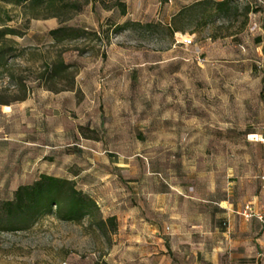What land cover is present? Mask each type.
Masks as SVG:
<instances>
[{
  "label": "rangeland",
  "instance_id": "1",
  "mask_svg": "<svg viewBox=\"0 0 264 264\" xmlns=\"http://www.w3.org/2000/svg\"><path fill=\"white\" fill-rule=\"evenodd\" d=\"M52 1L0 0V30L17 34L0 39L9 50L1 55L0 111L33 100L25 122L11 118L10 141L0 143V202L45 174L74 181L96 199L102 219L115 222L101 231L89 220L46 216L30 229L0 232V264H212L194 260L191 247L183 257L185 244L171 251L168 231L134 238L132 219L156 221V213L145 218L143 193L126 192L129 176L113 179L112 157L135 154L131 175L174 194L170 181L186 173L181 143L193 142L187 154L207 159L218 180L264 171V144L248 138L264 128V80L255 64L264 58V0H231L227 12L214 10L223 0L188 7L175 26L195 34L189 46L162 24L166 0ZM59 26L85 32L54 41L48 33ZM57 61L69 68L51 79L46 66Z\"/></svg>",
  "mask_w": 264,
  "mask_h": 264
},
{
  "label": "crops",
  "instance_id": "2",
  "mask_svg": "<svg viewBox=\"0 0 264 264\" xmlns=\"http://www.w3.org/2000/svg\"><path fill=\"white\" fill-rule=\"evenodd\" d=\"M207 1L215 0H166L164 2L166 11L161 15V22L168 28L185 9ZM174 35L195 38V34L183 35L181 31L175 32ZM234 42L242 47L241 39L237 41L235 39ZM256 43L258 49H261V39H256ZM26 103L24 101L18 107L1 106L0 135L3 138L0 139V143L4 142L7 145L10 141L9 134L12 131L10 128H13L10 127L11 118L20 116V122L24 123L26 118L22 116V111L27 109L33 111V100H28ZM185 130L187 131L188 128H185L184 132ZM181 145L183 146L181 166L182 171L186 170V173L183 181L178 184L170 181L172 184L170 187L176 194L165 191L160 185L153 190L152 185L151 188L148 184L143 186L137 177H133L130 167L134 166L135 154L113 155V179L129 176L127 183L129 188L126 192L131 198L143 193L142 195L147 199L144 209L145 218L156 213L153 214L156 221L142 220L137 216L132 219L135 228L132 232L134 238L150 241L149 239L154 236H159L161 230H165L168 231L166 244L171 245L169 248L171 251L179 244H185L186 248H182L183 257H191V253H187L189 247L190 252L195 249L193 254L196 261L212 264H219L224 260L230 264H264V251L262 253L258 251L261 248L264 250V239L258 237L259 232L264 233V231L255 218L246 221L240 216L246 205H249L254 213L264 210V191L261 190L259 180V177L264 175V171H250L241 176L230 171L229 175L218 180L216 173L208 170L207 159H199L187 154V150L195 149L193 142L181 143ZM131 146L132 144L130 149ZM198 166H205L204 172L198 169ZM108 176V174L104 175V177ZM139 178H142L144 183L148 181L145 175Z\"/></svg>",
  "mask_w": 264,
  "mask_h": 264
},
{
  "label": "trees",
  "instance_id": "3",
  "mask_svg": "<svg viewBox=\"0 0 264 264\" xmlns=\"http://www.w3.org/2000/svg\"><path fill=\"white\" fill-rule=\"evenodd\" d=\"M18 6L29 7L48 6L52 0H3ZM231 0H223L215 5V12H227ZM122 15L125 11L122 10ZM180 13L179 17H181ZM178 17V18H179ZM177 20V19H176ZM172 21L168 27L171 34L181 31ZM85 29L59 26L51 30L48 35L54 41H64L67 39H77ZM119 30V28H118ZM17 35L13 29L0 30V39L6 36ZM9 50L0 49V68L5 66L1 55H6ZM69 67L61 61L46 66V73L49 78H59ZM73 89V86L69 90ZM25 96L15 101H24ZM3 105V103H1ZM52 216L61 222L80 224L84 220H89L91 225L104 231L106 224L113 227L115 218L102 219L100 209L92 196L76 187L72 180L57 178L42 174L33 183L23 185L16 189L12 199L0 202V232H19L30 229L39 219Z\"/></svg>",
  "mask_w": 264,
  "mask_h": 264
},
{
  "label": "built area",
  "instance_id": "4",
  "mask_svg": "<svg viewBox=\"0 0 264 264\" xmlns=\"http://www.w3.org/2000/svg\"><path fill=\"white\" fill-rule=\"evenodd\" d=\"M258 1L261 3V0H258ZM249 31L251 33L257 32L258 31V25L256 23H252ZM192 41L193 40L191 37H188V38L184 37L179 42H181L185 46H189L192 44ZM255 64H256V68L258 69L260 75L262 76V78L264 80V58L260 59ZM262 96L264 98V84H263V88H262ZM248 138L250 141L257 142L260 144H264V128L260 134L249 135ZM259 180L261 183V190L264 191V175H261L259 177ZM240 216L246 221H249V220L255 218L258 221V223L260 224L261 229L264 231V210L261 212H258V213H254V212H252L250 206L246 205L243 208V210L241 211ZM226 226L228 228V225H226Z\"/></svg>",
  "mask_w": 264,
  "mask_h": 264
}]
</instances>
